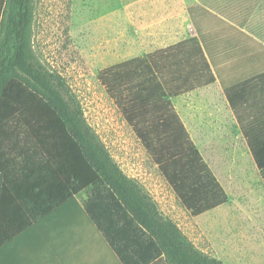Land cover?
Masks as SVG:
<instances>
[{
  "label": "trees",
  "instance_id": "16d2710c",
  "mask_svg": "<svg viewBox=\"0 0 264 264\" xmlns=\"http://www.w3.org/2000/svg\"><path fill=\"white\" fill-rule=\"evenodd\" d=\"M191 18V10H188ZM34 0H0V246L33 220L85 194L82 210L121 264H225L196 248L87 124L64 78L33 49ZM100 72L106 91L192 217L228 198L169 99L183 44ZM182 91V89L180 90ZM264 171V144L249 143Z\"/></svg>",
  "mask_w": 264,
  "mask_h": 264
},
{
  "label": "rangeland",
  "instance_id": "374dc122",
  "mask_svg": "<svg viewBox=\"0 0 264 264\" xmlns=\"http://www.w3.org/2000/svg\"><path fill=\"white\" fill-rule=\"evenodd\" d=\"M196 3L34 0L33 49L47 68L64 78L87 124L120 169L134 176L159 212L196 248L225 264H264V171L246 166L245 173L228 183L225 205L190 216L178 204L99 76L103 70L183 40L190 28L188 10ZM246 17L239 16L237 22Z\"/></svg>",
  "mask_w": 264,
  "mask_h": 264
},
{
  "label": "crops",
  "instance_id": "0c3cea01",
  "mask_svg": "<svg viewBox=\"0 0 264 264\" xmlns=\"http://www.w3.org/2000/svg\"><path fill=\"white\" fill-rule=\"evenodd\" d=\"M196 2L184 39L169 46L183 44L184 53L177 74L170 50L169 85L182 91L169 102L228 198V183L246 166L260 171L249 143L264 144V0ZM83 201L69 200L13 235L0 246V264H121L89 222Z\"/></svg>",
  "mask_w": 264,
  "mask_h": 264
}]
</instances>
